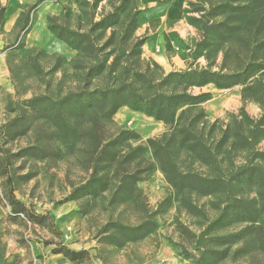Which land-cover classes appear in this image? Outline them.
Returning <instances> with one entry per match:
<instances>
[{
    "label": "rangeland",
    "instance_id": "obj_1",
    "mask_svg": "<svg viewBox=\"0 0 264 264\" xmlns=\"http://www.w3.org/2000/svg\"><path fill=\"white\" fill-rule=\"evenodd\" d=\"M209 1L188 3L183 24L189 31L184 48L189 56L182 58L183 65L174 62L178 53L168 56V64L158 57L166 64L162 65L144 43H134V37L150 36L138 22L130 30L138 0L124 11L123 0L0 3V264H264V250L250 229L238 233L250 223L214 222L231 197L251 200L258 209V186L233 180L228 191L178 190L166 180L147 143L151 138L167 144L181 171L226 179L248 164L264 170V160L251 154L245 140L249 120L243 116L255 119L262 112L264 70L226 89L212 84L189 88L192 94L210 92V99L178 109L189 111L173 127L123 105L109 118L90 110L70 119L68 124L75 129L70 136L48 119L27 116L22 103L33 95L59 98L80 89L84 72L97 57L110 65L91 83L99 86L116 81L124 73L121 67L131 63L136 70L148 69L156 81L172 70L230 72L247 62L264 63V0H248L250 10L245 14L211 18L209 23L225 21L228 27L208 26L202 34L199 18ZM8 4L21 7L11 26L4 25L2 9ZM113 12L118 16L110 17ZM106 16L109 20L102 22ZM52 25L89 31L97 57L69 45ZM133 85L146 93L136 78ZM190 120L191 130L214 150V162L198 159L183 141L179 130ZM122 129L138 137L108 147L118 160L134 147H140L135 153L139 156L108 166L101 149ZM252 142L264 151L263 136ZM92 165L97 173H108L106 188L95 194L74 191L88 179ZM123 171L135 173L136 179L126 183L127 190L117 191ZM257 220L264 230L261 214ZM114 223L128 227L145 223L150 230L132 238L129 229L118 230Z\"/></svg>",
    "mask_w": 264,
    "mask_h": 264
},
{
    "label": "trees",
    "instance_id": "obj_2",
    "mask_svg": "<svg viewBox=\"0 0 264 264\" xmlns=\"http://www.w3.org/2000/svg\"><path fill=\"white\" fill-rule=\"evenodd\" d=\"M132 1L123 0L121 11L126 10ZM2 10L4 11L5 9L3 8ZM249 10L250 5L248 0H222L217 3L209 1L208 8L201 13L199 18L200 30L203 34L208 26L224 25L228 27L225 21L209 23V20L213 17L223 15H242ZM118 14L117 12H113L110 14V17L118 16ZM136 15L132 14L130 16V30L137 23ZM106 18L109 20L106 16L101 21L107 20ZM105 23L107 22L105 21ZM108 26L110 24H105L104 27ZM51 28L58 37L64 39L69 45L97 57V47L89 31L71 30L60 25H52ZM133 41L137 46H140L144 43L145 38L134 37ZM106 68L109 69L110 65H106L97 57L96 61L90 64L84 72L82 87L80 89L69 91L59 98H52L46 94L33 95L22 102L25 106L24 111L27 116L37 115L40 118L50 120L58 131L70 136L74 135L75 132V129L68 124L70 119L82 117L90 110L99 111L104 117L109 118L123 105H128L132 109L152 115L156 119L162 120L173 127L189 111L182 109L178 112V109L182 106L194 107L210 99V92L204 91L192 94L188 91L189 88L203 87L208 84H212L219 89L230 88L236 84L245 83L253 72L264 70V63L247 62L241 70L230 72L210 70L208 68H188L180 71L172 70L157 81L148 75V69L136 70L131 63L126 64L125 67H121V71L124 73H121L116 81L103 86H99L97 83L91 85ZM128 74L129 76H127ZM134 78L144 84L146 93L140 91L133 85ZM261 98V114L255 119L249 118L246 113H243V116L249 120L248 136H245V140L248 141L247 144L250 146V152L254 157L264 160V151L255 149L252 142L256 136L264 137V94ZM192 121L190 120L189 123L179 130L183 134V141L188 144L189 150L198 159L210 163L214 162L216 160L214 150L207 146L191 130L190 126ZM93 132L94 129L92 126L89 133L93 134ZM137 137V133L128 129H122L110 138L101 149V154L103 152L105 154L103 157L106 159V164L109 166L114 163H122L123 159L129 162L138 158L139 155H135V153L140 147L129 148V151L122 155L120 160L116 158L115 152L108 147L109 145L123 143ZM147 143L151 147L152 153L156 157L160 170L163 172L166 180L178 190L192 189L202 194L214 193L221 190L228 191L231 189L230 184L233 180L237 182L245 180L248 183H253L258 186V209L254 207L251 200L231 197L225 202L219 216L214 222H217L220 226L231 223L232 221L250 223L238 233H243L246 229H250L249 233H253L257 243L260 244V248L264 250V230L256 224L259 214L264 218V170L261 167L248 164L226 179L218 176L202 175L192 170L181 171L174 162L167 144L151 138L147 140ZM119 176V183L116 187L117 191L119 189L127 190L126 187L128 185L126 183L132 179H136V174L131 173V171H123L119 173ZM107 181H109L108 173L103 172L99 174L96 172L95 166L92 165V171L88 179L75 188L74 191H79L81 194H95L97 191H102L106 188ZM12 210L15 212L19 211L16 207H13ZM114 225H116L118 230L129 229L133 233L131 235L132 238L142 237L150 230L149 228H144L145 223L133 227H128L120 223H114Z\"/></svg>",
    "mask_w": 264,
    "mask_h": 264
},
{
    "label": "crops",
    "instance_id": "obj_3",
    "mask_svg": "<svg viewBox=\"0 0 264 264\" xmlns=\"http://www.w3.org/2000/svg\"><path fill=\"white\" fill-rule=\"evenodd\" d=\"M7 1L9 0H0V3L5 4ZM189 1L138 0L137 22L142 29H147L150 34L143 47L157 61H159L158 57H163L168 64V56L178 53V57H174L176 58L174 62L183 65L182 58L185 59L189 56L184 49L187 47L185 39L189 31L185 22L183 24V17H185ZM20 9L21 7L17 8L15 5L8 4L4 10L5 26H11L13 22H16Z\"/></svg>",
    "mask_w": 264,
    "mask_h": 264
}]
</instances>
